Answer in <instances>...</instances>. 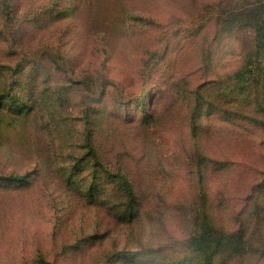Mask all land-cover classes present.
<instances>
[{
  "label": "rangeland",
  "instance_id": "obj_1",
  "mask_svg": "<svg viewBox=\"0 0 264 264\" xmlns=\"http://www.w3.org/2000/svg\"><path fill=\"white\" fill-rule=\"evenodd\" d=\"M0 264H264V0H0Z\"/></svg>",
  "mask_w": 264,
  "mask_h": 264
}]
</instances>
